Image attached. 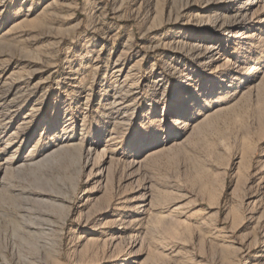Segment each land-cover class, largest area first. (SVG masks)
<instances>
[{"label":"rangeland","instance_id":"obj_1","mask_svg":"<svg viewBox=\"0 0 264 264\" xmlns=\"http://www.w3.org/2000/svg\"><path fill=\"white\" fill-rule=\"evenodd\" d=\"M0 106V264H264V0H0Z\"/></svg>","mask_w":264,"mask_h":264},{"label":"bare ground","instance_id":"obj_2","mask_svg":"<svg viewBox=\"0 0 264 264\" xmlns=\"http://www.w3.org/2000/svg\"><path fill=\"white\" fill-rule=\"evenodd\" d=\"M190 85H191V84L187 83L186 85L183 86V88H181V91H183V90H188V88H189ZM178 93H180V86L176 88L173 97H178ZM13 95H14V94H13ZM1 105H2V103H1ZM7 106H8V105H7ZM2 107H3V106H2ZM2 107L0 106V111H1V112H2V110H3ZM3 108H4V107H3ZM11 110H12V109H11ZM7 111H8V110H7ZM9 111H10V109H9ZM7 113H8V112H7ZM179 124H180L179 119H176V121H175V126H179ZM175 126H174V128H175ZM60 149H61V148H60ZM11 164H12V165L15 164V162H12V159H11V158L4 160L2 166H0V170H7L8 167H11V166H12Z\"/></svg>","mask_w":264,"mask_h":264}]
</instances>
